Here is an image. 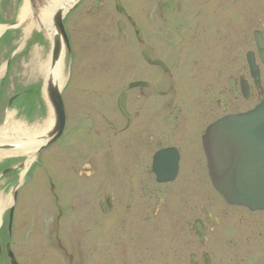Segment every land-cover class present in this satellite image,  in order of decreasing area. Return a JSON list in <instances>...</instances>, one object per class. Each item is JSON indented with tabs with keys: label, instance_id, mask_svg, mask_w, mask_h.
I'll return each instance as SVG.
<instances>
[{
	"label": "flooded vegetation",
	"instance_id": "af4514ba",
	"mask_svg": "<svg viewBox=\"0 0 264 264\" xmlns=\"http://www.w3.org/2000/svg\"><path fill=\"white\" fill-rule=\"evenodd\" d=\"M138 1L143 10L139 21L128 12L124 0H80L65 14L69 51L62 47V52L68 57L75 49V27H69L73 20L69 15L88 2L83 12L92 21V31L109 25L111 15L119 16L114 21L117 32L121 24L124 34H119L124 40L134 35L147 67L134 71L139 78L122 86L114 116L109 115L106 104V108L86 101L79 105L75 94L69 98L75 100L76 109L69 114L70 100L63 98V89L60 95L65 125L55 141L60 142L56 161L62 159V168L56 163L45 168L44 172L55 180L47 179L50 195L34 197L35 207L44 205L45 209L30 221L23 215L27 198L20 195V189L41 149L27 167V156L18 163L8 157L13 163L0 171V178L7 176L11 183L7 237L1 236L3 223L0 226V264H34L30 247L50 255V264H155L153 246L149 249V245L139 244V227L162 214L170 220L167 264H264V211L231 205L222 199L208 177L202 146L210 124L264 104V24L251 29L254 50L247 52L258 67L260 81L256 83L251 77L248 65V77L243 75L245 69L236 77L229 76L227 83L219 85L215 103L218 112L226 114L206 124L205 116L196 114L191 95L176 100L185 91L177 90L174 70L162 55L164 49L171 51L187 42L191 29L204 21L222 25L228 20L233 25L237 15L223 17L221 0H214L215 5L207 11L196 4L200 0ZM116 2L124 9L122 14L116 11ZM34 15L38 17L36 12ZM147 23L155 27L156 35H145ZM256 33L263 43V58L254 42ZM153 61H161L165 67L151 64ZM133 84L137 85L131 87ZM103 93L108 96L105 88ZM121 95L125 98L123 109L118 108ZM94 109L95 117L91 113ZM95 120L102 121L103 131L100 125L95 127ZM94 137L103 141L101 154L96 153L99 148L94 147ZM95 155L98 166L94 165ZM207 183L212 193L200 197L198 187ZM175 185L194 186L196 195L183 190L179 193Z\"/></svg>",
	"mask_w": 264,
	"mask_h": 264
},
{
	"label": "rangeland",
	"instance_id": "374dc122",
	"mask_svg": "<svg viewBox=\"0 0 264 264\" xmlns=\"http://www.w3.org/2000/svg\"><path fill=\"white\" fill-rule=\"evenodd\" d=\"M124 2L128 12L134 16L136 21H139L138 19L143 12L137 5L139 1L124 0ZM151 2L152 0L149 4ZM87 3H83L81 8L77 6L69 15L73 19L69 27L73 25L75 27L73 35L75 49L69 57L65 52L63 53L65 80L60 89L62 92L64 89L63 98L67 101L70 100L68 102V105L70 104L69 114H72L76 109L75 100L69 98L75 94L79 96V105L85 101L96 107H105L106 104L110 109L109 115L114 116L112 112L116 109V99L120 89L130 80L139 78L133 72L142 67L145 68L147 65L139 56L134 35L128 36L124 40L117 32L114 21H117L119 16L111 15L109 25L104 24L99 31H92V21L83 12ZM198 3L205 11L210 10V5H215L214 0H200L196 2L197 5ZM27 4V0H0V27L5 30L4 33L0 34V73L1 69L4 68L0 76V128L7 122V113H13L15 122L33 127L34 125H42L51 111L43 92L45 75L32 70L33 66L37 64L36 57L33 58L34 49L37 50L40 62H44L46 66V62L50 59L51 41L44 33L36 30L32 31L27 38L25 37V28L34 21ZM221 5L223 17L237 15V22L232 25L231 21L227 20L222 25L217 22L210 25L208 21H204L203 25L191 29V32L187 34V42L179 43L171 48V51L164 49L165 52L162 55V59L166 60L169 67L174 70L177 90L185 91L179 94L176 100L181 101L182 99L183 101L184 94L191 95L190 98L196 102V114L204 115L206 124L226 114L223 111L218 112L215 105L219 99V85L227 83L229 76L236 77L237 72L243 71V69H245L243 75L248 77L245 56L247 52L254 50L251 29H256L264 24V0H221ZM41 9L43 6L38 4V10ZM22 10H24L25 15L20 17ZM202 16L205 17L203 12ZM12 24L15 25L8 27ZM146 28V36L157 34L155 27L148 23ZM31 72L33 74L29 79ZM262 75L263 71H261ZM104 88L107 90L108 96L104 95ZM15 95H17V99L13 101L11 108H8L9 99ZM182 105L185 106V103ZM203 106H205L204 111ZM91 113L94 117L96 116L95 109ZM71 122L73 123L72 120ZM101 122V120H95L94 125L95 127L100 125L103 131ZM72 123L69 125L72 126ZM87 125L90 124H84V126ZM38 137L40 136L36 138ZM94 138V147L99 148L96 153L101 154L103 141ZM58 150H60V142H54L45 147L40 152L34 167L23 179L20 195L27 198L23 215L29 221L33 215L43 212L45 209L44 205H40L39 209L35 207L34 197L51 194L48 190L47 179L48 177L52 180L55 179L44 172L45 168L55 163L58 168H62V159L56 161ZM96 158L97 155H95L94 165L98 166L100 161ZM14 159L18 163L19 160L27 158L14 156ZM11 163H13L11 158H2L0 171ZM10 186L9 177L0 178V212L2 203H5L7 207L1 216L2 237H7L9 234V222H6V218L11 205ZM174 188L175 191H180L179 193L182 190L190 191V196L196 192L194 186L175 185ZM198 191V195L201 197L212 193V188L207 183L198 187ZM168 197L172 203L171 194ZM117 216L115 215V217ZM12 228L13 226L10 227V230ZM139 228V233L142 234V240L139 244L143 247L149 245L147 248L151 247L150 245L153 246L156 250V255H154L157 263L155 261V264H167L169 241L167 236L170 231V220L167 216L162 214L155 220L141 224ZM14 229L18 230L17 224L14 225ZM29 249L34 264H50L52 261L50 255H44V252L41 251H34L35 248L32 247Z\"/></svg>",
	"mask_w": 264,
	"mask_h": 264
},
{
	"label": "water",
	"instance_id": "95a60500",
	"mask_svg": "<svg viewBox=\"0 0 264 264\" xmlns=\"http://www.w3.org/2000/svg\"><path fill=\"white\" fill-rule=\"evenodd\" d=\"M35 8V0H28ZM48 5L47 0H39ZM56 9L52 16L55 34L52 38L50 55V73L53 72L62 55L63 44L69 50L68 40L62 25V17L67 5ZM116 10L123 12L122 6L116 2ZM118 30L123 33L121 24ZM137 36L139 30L135 27ZM255 45L263 58V44L255 34ZM250 74L256 83L259 82V70L254 65L251 53L246 55ZM151 64L165 67L160 61ZM137 84L131 85L135 87ZM46 99L54 115V125L47 135L45 143L40 147L52 144L64 130L65 119L62 100L58 86L53 83L50 75L45 81ZM124 95L118 98V108L123 109ZM12 100L9 102L11 104ZM207 162L208 175L216 192L229 204L245 206L251 210H264V104L255 109L237 115L226 116L211 124L202 139ZM26 145L0 144V151L16 150ZM9 254V253H8ZM13 261V257L9 254Z\"/></svg>",
	"mask_w": 264,
	"mask_h": 264
},
{
	"label": "bare ground",
	"instance_id": "6f19581e",
	"mask_svg": "<svg viewBox=\"0 0 264 264\" xmlns=\"http://www.w3.org/2000/svg\"><path fill=\"white\" fill-rule=\"evenodd\" d=\"M50 4L47 8H43L39 11V20L35 23L32 22L30 25H28L25 30L24 34L25 37L27 38L28 35L36 30V31H41L46 35V37L49 40H52L54 34H55V28L54 25L52 24V15L56 11V9L61 8L63 6L61 5H68L70 4L73 0H50ZM26 10V9H25ZM25 15L24 10L20 12V17ZM4 33V28L0 27V34ZM37 59V64L33 66L32 70H35L36 73H40L41 75L44 74V82L45 80L49 77L53 80V83L61 88L64 80H65V74H64V67H63V61L62 57L60 60L57 62L56 67L54 68L53 72L50 73L49 71V63L50 59L46 62V66L44 65V62L41 63L38 55H37V50L34 49V56L33 58ZM4 68L1 69V74L3 73ZM34 72V71H33ZM29 75V79L31 78V75ZM6 124L0 128V142H20L25 139L26 145L20 146L16 149V151H0V160L2 158L6 157H14V156H27V161H26V167L31 164V162L34 159L35 152L39 145L43 141H38L37 143L33 142L34 139L37 136H40L42 138H45L46 135L49 133L52 123H53V117L52 113L50 112V115L42 125H34L33 127H28L21 122H15L13 119V113H7L6 115ZM6 205L5 203H2L1 206V212H0V224H1V216L3 211L5 210Z\"/></svg>",
	"mask_w": 264,
	"mask_h": 264
}]
</instances>
